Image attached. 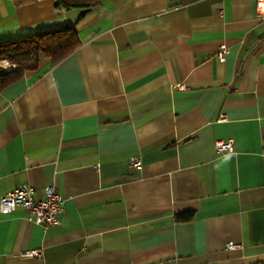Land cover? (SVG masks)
I'll list each match as a JSON object with an SVG mask.
<instances>
[{
  "label": "crops",
  "instance_id": "0c3cea01",
  "mask_svg": "<svg viewBox=\"0 0 264 264\" xmlns=\"http://www.w3.org/2000/svg\"><path fill=\"white\" fill-rule=\"evenodd\" d=\"M67 24L71 53L0 89V196L62 201L48 228L0 212V264H264L256 0H0V41Z\"/></svg>",
  "mask_w": 264,
  "mask_h": 264
},
{
  "label": "trees",
  "instance_id": "16d2710c",
  "mask_svg": "<svg viewBox=\"0 0 264 264\" xmlns=\"http://www.w3.org/2000/svg\"><path fill=\"white\" fill-rule=\"evenodd\" d=\"M99 0H57L58 7H89ZM80 43L73 25H64L18 39L0 41V60L16 64L11 69L0 67V89L19 79L25 71L36 69L40 61L49 58L58 62L71 53ZM192 212L176 215L177 220H189Z\"/></svg>",
  "mask_w": 264,
  "mask_h": 264
},
{
  "label": "built area",
  "instance_id": "2783aa9c",
  "mask_svg": "<svg viewBox=\"0 0 264 264\" xmlns=\"http://www.w3.org/2000/svg\"><path fill=\"white\" fill-rule=\"evenodd\" d=\"M256 7L258 13L264 15V0H256ZM228 49L225 45H220L215 53L220 61H224ZM0 64L4 65L3 69H11L13 65L7 63L6 59H1ZM174 87L179 89H186L187 86L183 82H178ZM216 149L222 151L228 149L231 146L229 140H216ZM130 163L136 169L142 167V160L137 156H132L130 158ZM45 197L41 199H36L33 196L32 188L25 184L19 185L5 194L0 196V212L7 214L17 205H22L26 210L27 217L36 224H41L44 228H48L52 225L59 223L58 212L61 209V198L55 192L53 186H47L45 188ZM229 248L238 247V244L228 242L226 244ZM28 256L40 257L42 255L41 249H31L24 253Z\"/></svg>",
  "mask_w": 264,
  "mask_h": 264
},
{
  "label": "rangeland",
  "instance_id": "374dc122",
  "mask_svg": "<svg viewBox=\"0 0 264 264\" xmlns=\"http://www.w3.org/2000/svg\"><path fill=\"white\" fill-rule=\"evenodd\" d=\"M7 63H8V64H10V65H13V68H14V67H16V64H14V63H11V62H9L8 60H7ZM3 66H4V65L0 64V67H2V68H3Z\"/></svg>",
  "mask_w": 264,
  "mask_h": 264
}]
</instances>
